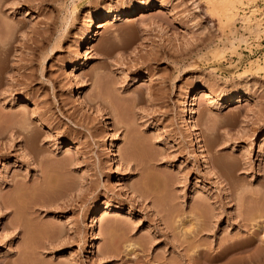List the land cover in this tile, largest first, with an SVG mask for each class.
Returning <instances> with one entry per match:
<instances>
[{"label": "rangeland", "instance_id": "rangeland-1", "mask_svg": "<svg viewBox=\"0 0 264 264\" xmlns=\"http://www.w3.org/2000/svg\"><path fill=\"white\" fill-rule=\"evenodd\" d=\"M225 5L0 0V264H264V0Z\"/></svg>", "mask_w": 264, "mask_h": 264}, {"label": "bare ground", "instance_id": "bare-ground-1", "mask_svg": "<svg viewBox=\"0 0 264 264\" xmlns=\"http://www.w3.org/2000/svg\"><path fill=\"white\" fill-rule=\"evenodd\" d=\"M216 1H219L220 3H223V2H226V5L224 6V8H223V12H224V16H225V19L227 20V22H230L231 24H234L233 22L235 21V17L239 14L238 13V7L239 6H245V4H251V3H253L255 0H216ZM247 2V3H246ZM152 6H153V3L152 4H149V5H147V6H145L144 7V11H143V13H145V12H148V11H150L151 9H152ZM254 7V6H253ZM252 8V7H251ZM255 7H254V9L252 10V12H254L255 11ZM251 12V13H252ZM136 14V9H132L131 11H129L126 15H124L125 16V18H123V15L121 14V13H116V14H113V15H109V16H105V17H99V18H93L92 20H91V25L89 26V31H88V33L86 34V40H87V42L89 43V45H91L92 43H93V41H94V37H95V31H96V28L98 27L97 26V23H103L102 24V27L103 26H106V25H110V24H112L113 22H116V21H120V20H122V21H130V18H132L134 15ZM244 15V14H243ZM264 16V15H263ZM239 17H242V18H244L245 20L246 19H249V18H246V17H248L247 15H245V16H239ZM124 19H128V20H124ZM256 20H255V22H254V28L252 29V30H254V31H256V35L258 36L259 35V33H262V32H264V20H263V17H261V18H255ZM243 20V19H242ZM253 32V31H252ZM254 34V33H253ZM264 34V33H263ZM255 35V36H256ZM260 37V36H259ZM88 43H86L85 44V46H87V44ZM219 53H221L220 51H218ZM215 54V53H214ZM224 53H222V55H223ZM218 57V56H217ZM259 65V64H258ZM258 65H256V67L258 66ZM83 66H84V64H83ZM260 66V65H259ZM258 66V67H259ZM258 70V69H257ZM259 70H262L263 72H264V65H263V68H259ZM135 81H139V79L138 78H135ZM78 94V98H77V100L79 101V104H81V105H84V104H86V103H84V98H83V95H84V92L82 91V89H79V92H77ZM99 95H100V93H99ZM243 97H245V95H240V96H237V97H235L234 99H233V102L231 103V105L232 104H237V103H239V102H242L243 101ZM249 97V96H248ZM186 98H187V100L189 101V104H190V112H189V115H190V119H189V124H191V127H193L194 129H196V124H195V113H194V110L192 109V105H193V102L196 100V99H203V100H209V99H212V98H214V97H212L211 95H209L208 93H203V92H197V91H195V92H193V93H191V94H189V95H187L186 96ZM253 100V98L250 96L249 97V101H252ZM86 107L87 106H89V108L88 109H90V110H92L93 111V109H91L92 107H90L91 105H89L88 103L85 105ZM97 110V109H96ZM96 110H94V113H95V111ZM97 112H98V110H97ZM93 113V112H92ZM102 117V120L104 119L103 118V116H101ZM107 117V116H106ZM106 119H108V118H106ZM101 120V121H102ZM107 121V120H106ZM106 121H103V122H105L106 123V127L108 128V130H110V131H113V129H112V127L106 122ZM110 123V122H109ZM104 124V123H103ZM125 124V123H124ZM105 125V124H104ZM17 137H18V142H20V143H22L23 144V151H24V156H25V158L30 162V163H35L37 160H38V158H37V155H39L38 154V149L39 150H42V149H40V148H38L37 149V147L34 145V141H35V139H37V138H35L34 139V137L32 136V135H29L28 133H26V131H25V133L24 132H22L21 130L20 131H17ZM113 133V132H112ZM115 135V134H114ZM113 135V136H114ZM133 139V138H132ZM113 140H114V138H113ZM134 140V139H133ZM137 140V139H136ZM197 140H198V138H197ZM134 143V142H133ZM198 143H199V140H198ZM137 144H138V142H137ZM131 146V145H130ZM134 146V145H133ZM144 146V145H143ZM70 147V146H69ZM73 147V146H72ZM72 147H70V148H68L67 150H70ZM76 147V146H75ZM135 147V146H134ZM145 147V146H144ZM77 148V147H76ZM136 148H138V150H140L142 153H143V151H144V149H143V147L141 146V145H139V146H137ZM132 149V148H131ZM126 150V149H125ZM135 151V150H134ZM145 152V151H144ZM130 153V152H129ZM126 154V153H125ZM141 155H143V154H141ZM128 156V155H127ZM130 156V155H129ZM138 156V155H137ZM137 156H134V157H137ZM39 157V156H38ZM131 157V156H130ZM70 165V164H69ZM56 166V165H55ZM59 166V165H58ZM59 169H61V167L59 168ZM58 169V167H56V168H54L53 169V172H55V173H57V172H59L60 170ZM52 170V169H51ZM50 170V171H51ZM49 171V170H48ZM61 171H62V169H61ZM60 171V172H61ZM48 173V172H47ZM54 173V174H55ZM46 175V174H45ZM45 175H44V177H45ZM56 175H58V174H56ZM48 176V175H47ZM50 176H52V175H50ZM49 177V176H48ZM54 177V176H53ZM46 179V178H45ZM44 179V180H45ZM49 179H50V177H49ZM56 179V178H55ZM43 182V181H42ZM41 182V183H42ZM45 183V182H44ZM43 183V184H44ZM42 184V185H43ZM25 185H26V183H25ZM24 185V189H23V193L24 192H26V187L27 186H25ZM46 186V185H45ZM39 188V187H38ZM22 190V189H21ZM20 191V190H19ZM25 194V193H24ZM22 195V192L20 191L19 193H18V199H19V196H21ZM11 198V197H10ZM12 198H13V196H12ZM14 199V198H13ZM20 200V199H19ZM19 200H18V202H19ZM10 205V204H9ZM10 208V207H9ZM15 208V207H14ZM20 208V207H19ZM101 210H99L97 213H96V215L97 216H101ZM31 220V219H30ZM17 222V221H16ZM20 224V223H19ZM109 225H111V228H115V227H113V224H109ZM94 229H95V225H94ZM40 230V233L43 235V236H45V237H43V238H49V239H55V238H59L60 236H61V233H62V231L61 230H58V231H55V230H53V228H41V229H39ZM36 232V231H35ZM38 236V235H37ZM42 238V239H43ZM41 239V240H42ZM97 240H99V238H98V234L95 232V235H94V238H93V241H97ZM36 244V243H35ZM40 245V244H39ZM30 246V245H29ZM34 246V245H33ZM132 245H130V246H128V247H131ZM35 247V246H34ZM31 248V247H30ZM37 249V248H36ZM39 249V248H38ZM42 250H43V252L42 251H38V253L37 254H40V255H43L44 256V249L45 248H41ZM27 251V250H26ZM32 251H34V250H32ZM23 253H24V251H23ZM29 255V254H28ZM30 256V255H29ZM28 258V257H27ZM32 260V259H31ZM30 260V261H31ZM29 261V260H28ZM27 261V262H28ZM48 263V262H47ZM33 264V263H32Z\"/></svg>", "mask_w": 264, "mask_h": 264}]
</instances>
